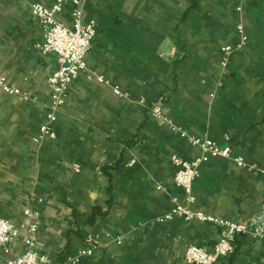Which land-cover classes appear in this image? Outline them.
<instances>
[{
  "label": "crops",
  "instance_id": "1",
  "mask_svg": "<svg viewBox=\"0 0 264 264\" xmlns=\"http://www.w3.org/2000/svg\"><path fill=\"white\" fill-rule=\"evenodd\" d=\"M54 1L0 0V79L21 91L0 85V215L19 230L10 254L24 251L32 209L50 264H190L189 244L210 250L224 231L164 219L187 203L171 157H198V138L231 154L201 164L190 208L248 229L217 264H264V237L251 231L264 209V0H83L84 20L97 22L87 69L69 86L56 138L37 141L58 63L37 46L30 5ZM70 9L57 15L66 25ZM227 45L236 50L223 67Z\"/></svg>",
  "mask_w": 264,
  "mask_h": 264
},
{
  "label": "built area",
  "instance_id": "2",
  "mask_svg": "<svg viewBox=\"0 0 264 264\" xmlns=\"http://www.w3.org/2000/svg\"><path fill=\"white\" fill-rule=\"evenodd\" d=\"M82 2L83 0H55L50 6L41 3H32L30 5L31 17L39 22L43 31V40L37 46L44 54L55 53L58 63L56 69L48 77L51 98L47 107L46 120L40 127L37 141L44 138H56L54 125L61 107L66 102L69 86L87 69L86 55L91 49L97 34V22L94 19L84 20ZM67 3L71 6L70 25H66L57 19V15L63 11ZM240 3L237 5V10L241 13L243 6ZM237 32L240 35V43L237 45L239 47L247 40L245 28L241 21L237 25ZM235 50L236 47L231 45L222 48L221 64L223 67L228 65V60ZM99 79L103 80V77L99 76ZM0 85L9 93H21L20 89L8 86L4 78L0 79ZM114 92L118 95H126L118 88H115ZM154 115L161 116L159 107L154 109ZM192 143L201 148V154L198 157L186 159L177 154L171 157L175 169L174 181L184 191L187 203L175 204L164 219L180 216L187 220L209 221L223 226L224 231L212 249L209 250L191 243L187 246L185 252V259L190 264H217L221 257L231 254L233 240L237 233L247 232L248 229L242 223L212 216L190 208V203L195 200L193 183L199 176L201 164L210 157H229L231 154L230 147L220 146L210 139L194 138ZM234 160L239 165L244 164V160L241 157ZM131 163H134V161H131ZM76 170H79L78 166H76ZM25 215L29 219L28 235L24 241V251L17 256L10 254L9 244L19 236V230L9 218L0 215V264L51 263L49 256L37 250L40 225L39 212L26 209ZM251 231L255 237H264V209ZM91 252V249H86L81 251V254H90ZM74 262L72 261V263Z\"/></svg>",
  "mask_w": 264,
  "mask_h": 264
}]
</instances>
